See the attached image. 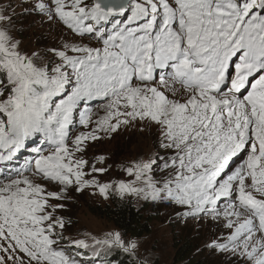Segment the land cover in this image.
<instances>
[{"label": "snow or ice", "instance_id": "snow-or-ice-1", "mask_svg": "<svg viewBox=\"0 0 264 264\" xmlns=\"http://www.w3.org/2000/svg\"><path fill=\"white\" fill-rule=\"evenodd\" d=\"M7 11L0 6V162L35 136L45 147L32 149L34 167L0 179V264H81V249L136 255L138 242L119 232L61 244L60 201L86 188L208 218L217 233L205 248L264 264V0H34L32 12L89 40L50 49L55 60L21 49ZM90 101H102L103 114L80 112L94 127L71 139L73 116ZM133 124L158 128L171 153L165 175H151L149 158L124 168L131 179L100 183L94 174L106 169L83 158L85 142Z\"/></svg>", "mask_w": 264, "mask_h": 264}, {"label": "rangeland", "instance_id": "rangeland-1", "mask_svg": "<svg viewBox=\"0 0 264 264\" xmlns=\"http://www.w3.org/2000/svg\"><path fill=\"white\" fill-rule=\"evenodd\" d=\"M33 2L34 0H0V6L8 9L7 14L13 15L15 21L13 34L21 42L23 51L28 54L36 51L45 59L55 60L50 49L60 48L65 43L77 45L89 43L88 39L71 34L58 21H49L47 17H41L40 14L32 12ZM9 4L11 8H8ZM25 9H29V11L25 12ZM91 43L96 44L93 41ZM102 103V101H95L93 104H83L77 110L68 129L71 139L81 133L89 132L94 127V125H90L89 128L83 127L80 123V112L90 109L92 112L102 115ZM99 136L101 138L98 140L85 142L83 158L94 163L97 168L106 169L103 174H94L100 183H116L120 180L131 179L127 176L124 168L131 166L134 161H147L149 158L155 160L151 175L157 179L165 175L167 169L163 168V164L171 153L162 146L161 134L155 126L145 127L133 124L127 127L122 126L114 133L100 132ZM71 139L69 140L70 146ZM244 155L242 153V156ZM100 157L104 158L103 163L99 162ZM241 162L243 163L242 159ZM236 164L235 161L230 166L234 169L237 167ZM39 182L45 186L47 191H57L59 188L55 183ZM94 192L95 194H93ZM67 195L69 199L60 201L65 205L64 209L58 210V214L65 219V229L63 230L65 238L61 241L62 245L67 244L69 240L81 239L91 245L94 243L93 237L102 240L108 233L118 232L111 223L93 217L88 211L90 206L102 207L110 205L111 201L123 202L138 209H145L146 218L151 221L149 235L140 239L122 236L125 240L131 239L138 242L139 247L136 255L114 247L101 249L100 254L93 257L91 249H81L85 255L82 258L77 257V259L79 261L85 259V264H97L98 261L110 258L116 252L127 256L133 264H138L139 261H146L147 264H184L193 259L201 264H234L233 258L227 254L215 253L204 247L205 241L217 233L215 222L208 218L200 221L184 218L178 215L181 209L167 201L146 200L136 196H126L121 199L114 193H110L109 197L105 199L98 190L92 188H86L82 192L69 189ZM185 239L187 242L194 239L192 247L195 252L186 262H179L176 257L177 249L181 247V242H185Z\"/></svg>", "mask_w": 264, "mask_h": 264}, {"label": "trees", "instance_id": "trees-1", "mask_svg": "<svg viewBox=\"0 0 264 264\" xmlns=\"http://www.w3.org/2000/svg\"><path fill=\"white\" fill-rule=\"evenodd\" d=\"M88 211L93 217L104 219L111 223L123 237L140 239L151 233V221L146 218L147 212L145 209H138L123 202L111 201L110 205H104L102 207L90 206L88 207ZM193 244L194 239H191L190 242H187L186 239L185 242H181V247L177 249L176 253L179 262H186L187 259H190L195 252L192 247ZM112 262L115 264H133L128 260L127 256L120 252L113 253L110 258L106 259L104 264H111ZM184 264L201 263L193 259Z\"/></svg>", "mask_w": 264, "mask_h": 264}, {"label": "bare ground", "instance_id": "bare-ground-1", "mask_svg": "<svg viewBox=\"0 0 264 264\" xmlns=\"http://www.w3.org/2000/svg\"><path fill=\"white\" fill-rule=\"evenodd\" d=\"M241 155H242V153H241L238 157L234 158L233 161H237V160H239V159L241 158ZM230 163H231V162H230Z\"/></svg>", "mask_w": 264, "mask_h": 264}]
</instances>
